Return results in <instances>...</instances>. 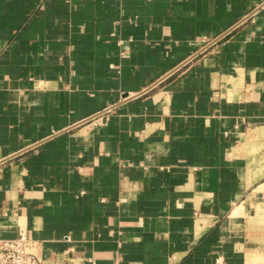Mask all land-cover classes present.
Listing matches in <instances>:
<instances>
[{
	"label": "crops",
	"instance_id": "0c3cea01",
	"mask_svg": "<svg viewBox=\"0 0 264 264\" xmlns=\"http://www.w3.org/2000/svg\"><path fill=\"white\" fill-rule=\"evenodd\" d=\"M21 234L41 264H264V0H0Z\"/></svg>",
	"mask_w": 264,
	"mask_h": 264
},
{
	"label": "built area",
	"instance_id": "2783aa9c",
	"mask_svg": "<svg viewBox=\"0 0 264 264\" xmlns=\"http://www.w3.org/2000/svg\"><path fill=\"white\" fill-rule=\"evenodd\" d=\"M32 246L33 241L25 234L14 239H0V264H41L31 252Z\"/></svg>",
	"mask_w": 264,
	"mask_h": 264
}]
</instances>
